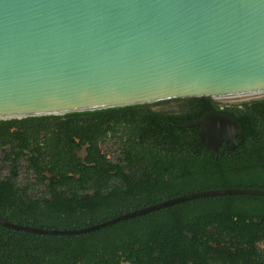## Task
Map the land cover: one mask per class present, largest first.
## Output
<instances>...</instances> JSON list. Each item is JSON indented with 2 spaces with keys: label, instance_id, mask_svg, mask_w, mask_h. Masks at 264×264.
<instances>
[{
  "label": "water",
  "instance_id": "water-1",
  "mask_svg": "<svg viewBox=\"0 0 264 264\" xmlns=\"http://www.w3.org/2000/svg\"><path fill=\"white\" fill-rule=\"evenodd\" d=\"M256 96L264 97V0H0V119ZM183 126H200L199 138L214 154L222 141L233 147L243 135L225 112ZM251 193L264 191L208 190L174 202ZM144 211L79 230L0 223L79 234Z\"/></svg>",
  "mask_w": 264,
  "mask_h": 264
},
{
  "label": "trees",
  "instance_id": "trees-1",
  "mask_svg": "<svg viewBox=\"0 0 264 264\" xmlns=\"http://www.w3.org/2000/svg\"><path fill=\"white\" fill-rule=\"evenodd\" d=\"M220 104L224 105L223 109ZM209 111L225 112L235 117L243 127V135L239 136L243 144L233 150L223 147L216 156L201 142L198 135L200 126H183L200 119ZM139 131H155L160 144L168 142L177 149H190L184 155L186 162L192 166L196 163L251 165L253 138L264 141V99L233 104L210 97H189L63 115L0 119V217L14 224L51 230L81 229L100 223L107 217L97 219L88 198L84 197V202L78 199V203L76 199L73 200L75 202L70 199V195L80 197L88 192V166L81 163L77 152L87 144V151H90L97 147L98 142L105 144L108 138H116L118 144L126 138L127 145H138ZM88 160L89 157L86 158ZM44 171L54 174L51 197L56 198L55 202L49 200L48 195L33 191L39 183L32 182L33 174L45 179ZM206 171V180L191 185V191L251 187V180L243 185L223 184L212 174L211 166H207ZM78 174H81L80 180ZM172 188L174 195L180 193L181 186L174 185ZM216 198L192 200L198 205L191 208L184 207L187 201L175 204L176 214L170 213L171 217L175 215L173 218L177 221L186 223L194 233L193 238L179 233L183 238L182 250L190 260L202 261L204 255V248L190 222L202 226L204 231L207 226L216 225L220 229L223 224L230 236V230H235L232 211L247 210L238 215L240 222H244L246 217L251 218V204L244 206L245 199H251V194L228 197V202L219 199L224 200L223 206L216 205ZM230 200H235V203L231 205ZM43 202L45 207L41 205ZM250 202L247 200V203ZM168 218L170 216L165 220L157 218L153 221L143 216L130 219L127 232L123 233L121 239L149 237L148 227L154 228L149 230L153 236L160 233L155 231L159 228H165L168 234V227L171 226ZM114 224L94 232L58 235L16 230L0 223V264H93L98 262L92 261L96 254L106 252L103 241L105 230ZM118 240L113 239L115 242ZM179 263L187 264V261Z\"/></svg>",
  "mask_w": 264,
  "mask_h": 264
},
{
  "label": "flooded vegetation",
  "instance_id": "flooded-vegetation-1",
  "mask_svg": "<svg viewBox=\"0 0 264 264\" xmlns=\"http://www.w3.org/2000/svg\"><path fill=\"white\" fill-rule=\"evenodd\" d=\"M256 97H251L250 101L264 99V97ZM220 107L223 109L224 105L220 104ZM155 133V131H139L137 133L138 145H127L128 140L126 138H123L125 140L124 144L123 140L121 144H118L116 138H108L105 144L98 142L96 148H91L90 151L86 150L83 158L78 155L82 149L77 152V157L81 163L88 166L89 182L87 193L81 194L80 197L70 195L72 202H75L74 199L77 203L78 199H83L84 202V197L88 198L96 218L107 217L98 224L145 210L143 213L118 220L120 222H114L116 224L105 230L103 241L106 243V252L96 254L92 261L98 262H93V264H180L179 261H187V264H264V194L251 193V199H245V207H249L248 204H251V218L246 217L244 222L239 221L238 215L245 213L247 210L232 211L234 216L232 222L235 225V230H230V236H228L223 224L220 229L218 226L213 225L207 226L204 231L202 226L190 222L193 231L201 241L200 245L204 248L203 259L199 262L190 260L184 254L182 250L183 238L179 234L183 232L189 238H193L194 233L189 230L190 228L186 226V223L179 222L173 218L175 215L172 217L170 215V213L176 214L175 204L186 201L184 207L191 208L198 205L192 200L199 201L200 198L217 196L216 205L223 206L224 200L229 201L228 197L249 195L221 194L174 202L176 199L193 193L220 189L264 191V141L261 142L257 137L253 138L251 143V165L249 163L220 165L196 163L192 166V164L186 162V156L184 155L190 149H177L168 145V142L160 144V140ZM237 141H240V143L233 147H230L226 141H222L215 155L218 156L219 150L223 147L233 150L243 144L239 136H237ZM88 147L89 145L87 149ZM207 150L209 149L207 148ZM87 157H89L88 161H86ZM177 158L179 160H176ZM207 166L213 168L212 174L218 177L223 184L238 185L240 183L243 185L244 182L251 180V187H220L191 191V185L206 180ZM3 173H6V171ZM44 175H46V178L40 179L37 178V174H33L32 182H39L33 191L37 194L48 195L49 200L55 202L56 198L51 197L54 174L44 171ZM77 177L80 180L81 174H78ZM174 185L181 186L179 188L180 193L176 195L173 194L172 186ZM40 198L42 197L40 196ZM247 200L251 202L247 203ZM230 203L233 205L235 200H230ZM41 205L45 207L44 202ZM75 206L78 207V205ZM138 216H143L148 221L157 220V218L165 220L167 216H170L168 218L171 220L169 222L171 226L168 227L169 233L166 234L165 228H159L155 231L160 233L153 236L149 230L154 228L148 227L149 237L142 238L140 236L135 239L132 236L129 239L122 240L123 233L127 232L128 221ZM190 223L188 222V224ZM99 229L89 232L98 231ZM132 232L135 234V229ZM118 234H120V240H118ZM95 238H97L96 235ZM114 238L118 241H113ZM190 244L198 245V243Z\"/></svg>",
  "mask_w": 264,
  "mask_h": 264
}]
</instances>
